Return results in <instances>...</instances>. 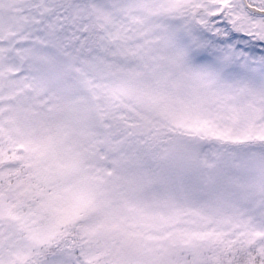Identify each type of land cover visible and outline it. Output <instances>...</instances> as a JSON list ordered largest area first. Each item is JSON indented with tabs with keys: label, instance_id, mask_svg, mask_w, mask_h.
<instances>
[{
	"label": "snow or ice",
	"instance_id": "obj_1",
	"mask_svg": "<svg viewBox=\"0 0 264 264\" xmlns=\"http://www.w3.org/2000/svg\"><path fill=\"white\" fill-rule=\"evenodd\" d=\"M0 264H264V0H0Z\"/></svg>",
	"mask_w": 264,
	"mask_h": 264
}]
</instances>
